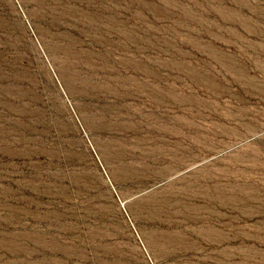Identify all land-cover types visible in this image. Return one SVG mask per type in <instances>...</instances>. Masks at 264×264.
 <instances>
[{"label":"rangeland","instance_id":"1","mask_svg":"<svg viewBox=\"0 0 264 264\" xmlns=\"http://www.w3.org/2000/svg\"><path fill=\"white\" fill-rule=\"evenodd\" d=\"M0 264H264V0H0Z\"/></svg>","mask_w":264,"mask_h":264}]
</instances>
